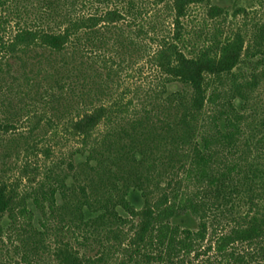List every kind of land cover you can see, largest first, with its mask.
Instances as JSON below:
<instances>
[{
    "label": "trees",
    "instance_id": "trees-1",
    "mask_svg": "<svg viewBox=\"0 0 264 264\" xmlns=\"http://www.w3.org/2000/svg\"><path fill=\"white\" fill-rule=\"evenodd\" d=\"M258 6L226 31L216 0H0V164L21 162L0 179V264H179L204 244L264 264ZM145 55L160 81L124 101L114 77Z\"/></svg>",
    "mask_w": 264,
    "mask_h": 264
},
{
    "label": "rangeland",
    "instance_id": "rangeland-1",
    "mask_svg": "<svg viewBox=\"0 0 264 264\" xmlns=\"http://www.w3.org/2000/svg\"><path fill=\"white\" fill-rule=\"evenodd\" d=\"M216 2L225 5L229 11V15L227 16V19L225 21L226 27L224 28L226 31L229 30V28L235 29L239 26H243V24L246 22V27L250 28L252 21H256L258 18H260L263 15V11H261V7L258 6V0H216ZM97 3V2H96ZM242 7L244 8V13L242 11L238 12L236 8ZM232 11L239 13L235 17H233ZM204 13V10L193 8L191 10V17L192 21H185L189 22L187 25V28H191L193 26V22L195 20H198L199 17ZM246 20V21H245ZM245 21V22H244ZM168 26V25H166ZM229 26V27H228ZM231 26V27H230ZM160 81V75L156 67L154 66L151 59L145 55L142 58L136 60L134 64L131 66H128V68L123 67L122 69H119L118 74L114 77V92L117 96H124V101L127 99H133L135 90H148L149 88H155L156 84ZM144 91V92H145ZM134 106H139L140 102L138 100H133ZM26 122V120L24 121ZM23 122V123H24ZM22 125V124H21ZM26 126V124L24 125ZM66 150V146H63L62 151L64 152ZM60 151L56 150L55 155H51L52 158H55L59 155ZM44 157L42 154L39 155V160H43ZM35 162V160H34ZM20 160L12 156L11 158L6 159V167L4 171L2 170V165L0 164V179L8 180L10 182H13L15 179H17L18 176V166L20 165ZM8 169V171H6ZM25 181H22L24 183ZM21 184V182H19ZM133 202L134 204L139 207L140 205V199L137 195L133 196ZM179 225L182 227L193 229L196 227L195 220L190 217L186 216L180 219L175 220ZM59 238V235L55 238H52L50 243H53L55 240ZM125 242H122V244H125ZM207 248H205V244L203 247H201L198 255H190L189 257H185L182 261L179 262V264H210L209 260L212 259V253L210 251L205 252ZM95 253V252H94ZM93 252L91 254H94ZM110 257V262L116 261L117 259H120L123 257L121 253H117L116 251L112 250ZM93 256H98V253H96ZM102 264H109V262L105 260L102 262Z\"/></svg>",
    "mask_w": 264,
    "mask_h": 264
}]
</instances>
